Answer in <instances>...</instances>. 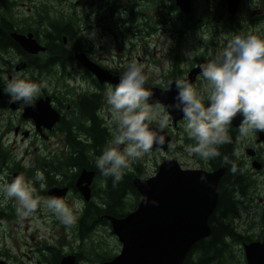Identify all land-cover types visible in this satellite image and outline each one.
I'll use <instances>...</instances> for the list:
<instances>
[{
	"label": "flooded vegetation",
	"instance_id": "1",
	"mask_svg": "<svg viewBox=\"0 0 264 264\" xmlns=\"http://www.w3.org/2000/svg\"><path fill=\"white\" fill-rule=\"evenodd\" d=\"M135 1L0 0V184L11 182L18 175L34 181L39 170L43 173L44 180L34 182L33 186L41 197L61 198V189H65L66 203L70 199H77L83 204L76 211L77 223L71 228L72 239L77 244L69 246L68 251L61 252V223L54 220L60 232L59 245L42 242L41 247L36 250L37 264H48L44 259L45 254H52L53 257L56 255L54 264H61L63 256L73 258L74 264H80L84 260L102 264L121 251L122 243L113 231L120 243L118 252L105 251L100 243L98 249L89 250L93 257H88L81 249V242L90 231L102 226H108L112 230L106 215L116 218L126 215L104 212L110 204L107 197L109 177L102 176L95 166V158L98 156L95 145H102L103 151L112 139L109 128L113 123H108L111 111L106 103V91L110 85H114L100 82L90 69L94 67L123 75L124 67L119 68L113 64L114 36L135 37L141 35V31H144L143 34H153L154 24L165 23L171 15L173 26L170 32L183 36L188 33L194 21V0H190L187 13L177 4L178 0H168L165 3H162L163 0H156L159 6L165 8V15L155 19L146 15V12L135 9ZM227 2L228 0H213L212 9L205 10L206 18L199 19V23L223 20L224 26H228L235 22L236 17L241 16L243 28L255 33V28L260 27L264 34V0H236L237 4L232 11ZM140 16L146 17V20L139 23ZM92 32H97L96 37L88 35ZM222 32L223 44L232 39H229L230 32L233 35L239 33L233 28ZM133 47L129 46L128 54H131ZM176 55L177 61L174 62ZM178 58L179 50L176 46L171 51V67L174 64L177 67ZM211 58L208 54L196 56L194 53L185 68L177 67L176 76L171 80L183 79L191 69ZM200 75L198 72L191 84L196 83ZM13 77L47 84L34 108L8 103L9 97L3 94L2 89L5 81ZM203 102L209 101L205 98ZM182 120L184 119L178 124ZM98 129L103 134L99 142L96 138ZM229 132L234 140L230 148L231 161L236 165L235 178L227 179L231 170L223 163L212 166L211 160L205 161L199 157L197 160L201 165L198 167H188V164L177 162L171 154L183 153L192 144L185 133L184 145H172L179 139L170 132L171 141L166 149L156 150L164 151L167 156L157 164L154 174L167 159L176 160L183 170L207 173L224 166V173L217 183V202L208 217V223L211 234L213 224H225L229 232L222 234L216 243L219 244V252L203 254L199 247L201 242H210V235L192 245L182 264H226L228 259L233 264H248L245 247L248 244L257 247L253 255L255 264H264V141L258 140L259 132H256L257 136L250 144L240 145L237 143L239 125L232 123ZM50 145H57V148ZM140 169L139 164H134V169L124 170V174H129L131 182L134 178L146 179L154 175L144 178ZM82 171L93 172L89 183L85 178L84 181L79 179ZM225 179L227 181L222 185ZM84 189L88 190V199L82 192ZM221 189L225 191L226 201L230 206L221 205ZM127 195L136 200L133 194ZM122 203H125V198ZM96 209L101 213L82 220L85 214L94 213ZM38 211L37 216H44L42 208ZM28 218L32 219L31 216ZM24 219L16 215L13 201L5 203L3 196H0V227L9 230L13 224ZM82 227L88 229L84 236H81ZM0 237L5 239L8 236L3 232ZM17 238L18 236L15 239ZM5 256L6 253L0 250V260L9 261Z\"/></svg>",
	"mask_w": 264,
	"mask_h": 264
},
{
	"label": "clouds",
	"instance_id": "2",
	"mask_svg": "<svg viewBox=\"0 0 264 264\" xmlns=\"http://www.w3.org/2000/svg\"><path fill=\"white\" fill-rule=\"evenodd\" d=\"M199 67L210 89L208 105L187 79L170 81L167 90L175 84L176 103L172 107L183 113L185 131L194 141L188 145L187 151L208 161L220 157L219 149L232 143L229 126L237 116L243 118L239 124L238 140L254 132H264V39L252 34L234 35L221 45L215 56ZM146 79L144 66L133 61L119 82L110 85L106 91V103L111 109L115 132L95 158V166L102 176L112 179L114 186L122 180L124 170L132 161L165 142L160 133L169 125L170 112L161 117V103L149 102L153 92L144 87ZM46 88L47 84L43 82L13 77L5 81L2 92L9 97V104L19 103L25 108H34ZM153 121L158 124L156 130L151 127ZM222 162L231 164L232 171H236V165L227 155L223 156ZM201 179L206 180L205 177ZM43 180L44 175L39 170L34 181L18 175L11 182L0 184V196L5 203H15L16 215L21 219L43 208L65 227H74L78 219L76 211L83 207L82 202L76 201L74 206H70L57 196L41 197L33 184ZM148 202L145 198V203Z\"/></svg>",
	"mask_w": 264,
	"mask_h": 264
},
{
	"label": "rangeland",
	"instance_id": "3",
	"mask_svg": "<svg viewBox=\"0 0 264 264\" xmlns=\"http://www.w3.org/2000/svg\"><path fill=\"white\" fill-rule=\"evenodd\" d=\"M167 1L168 0H163L162 3ZM212 4L213 0H194V21L192 22L188 33L183 36L170 32L173 26L172 15L167 17V21L165 23L154 24L155 31L153 34H143L144 31H141V35L135 37L124 38L119 36L116 38L114 36V47L112 46L114 51L113 64L119 68L124 67L123 72L127 70L129 64L133 61L138 64H142L144 66V74L147 77V85L162 88L166 87L168 84L167 77L172 70L170 62L171 51L174 47L177 46L179 50L177 67L185 68L194 53L196 56L201 54H208L212 57L215 56L221 50V45L223 44L222 40L224 39V34L222 31H229L230 28H233L237 30L239 32L238 35L241 36L249 34L256 35L259 38L264 36L260 27L255 28V33L251 29L246 30L243 28L241 16L236 17L235 22L230 23L228 26H224L223 20H212L208 23L205 22L204 24H200L199 19L205 20V10H211ZM134 8L141 12H146V15H150L153 19L160 18L165 15V8L163 6H159L156 0H136ZM143 20H146V17L144 18L143 16H140L138 18L139 23ZM116 27H118L117 23ZM140 28L142 29V27ZM88 35L96 37L97 32H92ZM233 36V33L230 32L229 39L233 38ZM176 42L177 45L174 46ZM129 46H134L131 54H128L127 52ZM213 47H215V49H213ZM177 67L175 70H177ZM163 84L164 86H162ZM192 85L204 101V99L208 97L210 91L208 82L202 77V75H200L197 82ZM159 111L161 117L168 114L164 106H162ZM108 120V123H113V125L109 128L113 136L115 132V123L112 119V113ZM179 121L174 124L170 117L169 125L165 128L168 133L171 132L179 139L176 144L172 145H184L183 136L187 134L185 131V120H182V123L178 124ZM151 125L158 127L156 121H153ZM256 136L257 134L254 132L248 137L240 138L237 140V143L240 145L250 144ZM50 146L54 149L57 148V145ZM165 156H167V154H165L164 151L156 152V150H152L145 153L141 158L132 161L130 163V167L126 170H132L134 169V164H139L141 167L140 173L144 175V178L151 176L154 174L157 164L160 163L161 159ZM171 156L176 159L177 162L179 161L182 164H188V167H198L201 165V163L197 160L198 156L191 155L185 150L183 153H172ZM85 180H88V177H86ZM260 186H263V184L260 183ZM76 201L77 199H70L67 203L70 206H74ZM124 204V210H133V207L130 205L135 204V198L131 195H127L125 197ZM42 211L44 216H37L39 212L37 210V212L31 216L32 219L25 218L21 222L13 224L9 230L0 227V234L6 232L8 236L5 239L0 237V250L6 253L5 257L8 258L9 261H4L7 264H37L38 255L36 250L41 247L40 244L42 242L48 241L52 245H59L60 232H58L57 223H54V220L57 219L47 210L42 208ZM250 219L251 217L248 221ZM72 233L73 230L71 228L69 229L61 224L62 253L68 251L69 246L77 244V241L72 239ZM17 236L18 238L15 239ZM115 237L116 236L112 233V230L108 226L98 227L94 231H90L89 235L84 237L85 239L81 242V249L85 251V255L93 257L89 253V250L93 248L98 249V244L100 243V247L103 250L109 251L110 253H116L120 249V243ZM21 240L24 244L21 243ZM66 243L68 245H65ZM206 244L208 245L209 241H207ZM218 247L219 244H215L210 248L209 253L219 252ZM233 249H235V247H233ZM44 259L45 261L47 260L48 264H54L56 261V255L53 257L52 254H45ZM80 264H93V262L91 260H84ZM209 264H214V262ZM226 264H233V261L228 259Z\"/></svg>",
	"mask_w": 264,
	"mask_h": 264
},
{
	"label": "water",
	"instance_id": "4",
	"mask_svg": "<svg viewBox=\"0 0 264 264\" xmlns=\"http://www.w3.org/2000/svg\"><path fill=\"white\" fill-rule=\"evenodd\" d=\"M177 4L183 12L187 13L189 11L190 0H178ZM236 4V0H228L227 2L230 11L235 8ZM202 63H205V61L200 64ZM200 64L191 69L183 79H187L190 83L193 82L196 74L201 71ZM90 70L100 82H108L113 85H116L122 76L94 67ZM174 80L176 79L171 81ZM144 87L153 92L149 102L156 103L159 101L165 107L167 113L169 114L170 112V117L174 124L183 118V113L172 107L176 103L177 89L175 84L171 86L170 90H167L169 83L166 88L157 86ZM208 104L209 102L205 103V105ZM242 119L241 116H237L233 124L239 125ZM151 127L154 130L158 129L155 125H151ZM160 134L165 137V142L161 147L154 146L153 150L166 149L171 141V135L167 130L164 129ZM258 140L264 141V132L258 133ZM165 172H167L166 174L173 172V178H163V173L165 174ZM223 173L224 166L207 173L199 170H183L176 160L167 159L159 165L157 172L153 176L146 179L134 178L132 183L140 194V200L136 207L120 218L106 215L111 223L113 233L116 234L122 243V248L118 255L102 264H182L186 253L192 245L211 235L208 217L216 205L218 196L217 183ZM92 175L93 172L82 171L79 179L88 177L86 181L89 183ZM179 176L182 177V180ZM202 177H205L206 180H202ZM192 180L198 183L196 189L183 188V181ZM166 182L168 184L171 183V186L166 185ZM160 183L164 184L162 188L158 186ZM173 184H177L178 187L175 195H171L172 190H170L173 188ZM82 192L85 198L88 199V190L84 189ZM168 192L170 196L178 198V201L175 200L177 202L176 205L172 201L165 204L161 202L160 199L164 198ZM64 196L65 189H61V198L64 199ZM145 198L149 201L148 203H145ZM151 201H156V203L153 204ZM142 214L146 215L145 220L141 218ZM136 219L144 222V226L139 231L131 229V223ZM156 238H159L160 241L165 239V242L170 246L166 247L164 242L158 243ZM254 246V244L245 246L248 264L256 263L253 256L255 253L253 251ZM144 247L147 248L145 255H143L142 251ZM0 264L7 263L0 260ZM61 264H74V259L63 256Z\"/></svg>",
	"mask_w": 264,
	"mask_h": 264
},
{
	"label": "trees",
	"instance_id": "5",
	"mask_svg": "<svg viewBox=\"0 0 264 264\" xmlns=\"http://www.w3.org/2000/svg\"><path fill=\"white\" fill-rule=\"evenodd\" d=\"M174 58H175L174 62H176L177 61V55L174 56ZM175 68L176 67L174 64L172 66V70L170 71V74L167 77L168 81L171 80V78L176 76ZM145 85H147V83H145ZM102 135H103L102 132L98 129L97 130V137H96L98 139V142H99V138H101L100 136H102ZM189 142H191L192 144L194 143V141L191 139H189ZM233 143H234V140L232 139V143L223 145L219 149L221 152V156L210 161L212 166L220 165V163H223L222 160H223V156H225V155H227L229 157V159L231 160L232 155H231L230 145H233ZM95 147H96V153L99 156L102 152V145L98 144V145H95ZM228 167L231 170V174L227 177V179L228 178H235L236 176H235V172L232 171V165L228 164ZM124 176H126V177H124ZM128 176H129V174H124L123 179L118 184H116L115 186L113 185L112 179L110 177L108 178L107 197H108V200L110 201V204L108 205L106 211H104V212L113 213V214H117V215H119V214L125 215L127 213V211H126L127 209L124 210L125 205L122 202H123L126 194H128V193L133 194L134 197H136L135 204L130 205L131 207H134L137 204V202H139V200H140L139 191L136 188V186L131 182V179ZM227 179L224 180L225 182L222 185H225ZM221 191H222L221 199H220L221 205L223 206V205L227 204L228 206H230L228 204V202L226 201L225 191L223 189H221ZM105 205H106V203H105ZM100 213H101V211H99L98 209L94 210V213L88 212L87 214L84 215L82 220H85L87 217H90L91 215L100 214ZM81 231H82L81 236H84L86 234V232L88 231V229H86L85 227H82ZM227 232H229V228L227 225H225V224H219V225L213 224V230H212V234L209 238V240H210L209 244L207 245V244H205V242H203V243L201 242L199 244V247L202 248L203 254L209 253L208 252L209 247H211V246L215 245L217 242H219L222 234L227 233Z\"/></svg>",
	"mask_w": 264,
	"mask_h": 264
},
{
	"label": "bare ground",
	"instance_id": "6",
	"mask_svg": "<svg viewBox=\"0 0 264 264\" xmlns=\"http://www.w3.org/2000/svg\"><path fill=\"white\" fill-rule=\"evenodd\" d=\"M167 172H165V174L163 173V178H165V177H168V178H173V175H174V173L173 172H168V174H166ZM179 178L182 180V177L181 176H179ZM81 181H84V178H81ZM165 183V182H164ZM183 188H186V189H188V188H191V189H193V188H195L196 189V187L198 186V183H197V181H194V180H192V181H183ZM164 184H162V183H160V184H158V186L159 187H161L162 188V186H163ZM166 185H169V186H171V183L170 184H168L167 182H166ZM157 186V187H158ZM181 186V185H180ZM172 189H170V190H172L171 191V195H175V193H177V189H178V187H177V184H173L172 185ZM164 194V193H163ZM178 195H179V193H178ZM161 200V202L163 203V204H165V203H169L170 201H172L175 205H176V201L175 200H177L178 201V198H174V197H172V196H170V194H169V192L168 193H166V196L164 197V198H161L160 199ZM172 206V205H171ZM171 209H173V208H171ZM148 216V215H147ZM145 217H146V215H141V218L143 219V220H145ZM149 223V222H148ZM142 226H144V222H141V220L140 219H136L135 221H133L132 223H131V229L133 230V229H135V230H137V231H139L140 230V228H142ZM156 240H157V242L158 243H161V242H164V245H166V247H169L170 245L169 244H167L166 242H165V239H162V241H160L159 240V238H156ZM170 244H171V242H170ZM168 249V248H167ZM256 249H257V247L256 246H254L253 247V251L256 253ZM169 250H171V249H169ZM142 251H143V255H145V253H147L146 251H147V248H142ZM173 251V250H172ZM171 251V252H172ZM169 253H170V251H169ZM172 263V262H171Z\"/></svg>",
	"mask_w": 264,
	"mask_h": 264
}]
</instances>
